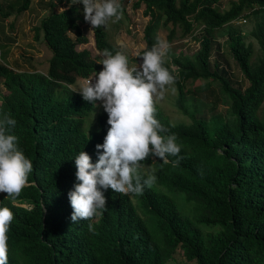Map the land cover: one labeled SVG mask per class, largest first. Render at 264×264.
Instances as JSON below:
<instances>
[{"label":"trees","instance_id":"1","mask_svg":"<svg viewBox=\"0 0 264 264\" xmlns=\"http://www.w3.org/2000/svg\"><path fill=\"white\" fill-rule=\"evenodd\" d=\"M219 2H132L133 8L142 5L148 16L142 29L145 45L137 57L157 42L156 32L165 25H170L168 39L175 26L182 35L193 24L205 30L192 56L172 58L176 74L163 65L175 77L174 106L189 122L172 124L158 107L156 118L177 136L182 159L178 166L171 163L177 157H169L167 164L159 158L146 159L157 177L151 188L139 196H124L109 188L104 192L107 210L92 221L73 224L63 190L69 175L76 180L77 152L91 143L81 123L92 104L67 85L100 66L87 50L75 48L86 42V27H91L83 18V7L58 11L48 3L50 13L33 27L34 37L41 33L50 51L46 71L0 64L6 89L0 117L9 114L17 121L13 134L33 163L32 185L19 198L4 199L6 193H0V206L14 214L7 233L8 264H164L177 248L184 262L175 264H264V0H235L222 11L217 9ZM13 4H18L19 12L29 0H12ZM244 11L254 14L248 34L256 41L258 54L229 24ZM220 27L246 81L243 88L232 85L224 67L209 60L213 30ZM92 37L97 50L115 54L103 27L92 31ZM197 79L219 83L228 101L225 113L206 117L199 107L186 108L183 84ZM207 88L200 85L194 91L210 93ZM173 192L183 193L182 211L170 197ZM89 222L94 232L88 230Z\"/></svg>","mask_w":264,"mask_h":264},{"label":"clouds","instance_id":"2","mask_svg":"<svg viewBox=\"0 0 264 264\" xmlns=\"http://www.w3.org/2000/svg\"><path fill=\"white\" fill-rule=\"evenodd\" d=\"M77 3L83 5V18L91 25L89 32L107 27L110 21L117 23L122 19L120 0H72V4ZM170 47L166 40L158 39L139 56L142 63L132 66L124 52L113 54L104 49L99 53L101 59L98 61L103 65L102 70L100 67L93 74L67 85L92 104L81 123L85 136L91 135V143L79 150L74 158L78 182L69 175L63 190L72 208V224L101 216L107 210L104 192L109 188L124 196H139L146 187L151 188L157 177L155 170L146 166L150 164L145 162L146 159L153 162L159 158L167 164L169 157H177L171 163L179 165L182 145L177 142V136L156 118V107L160 109L157 99H163L167 87L175 83V77L169 70L177 73V65L172 61L174 57L170 58L175 65L174 71L163 62ZM2 79L0 77L5 91L0 99L6 93ZM99 101L104 111L100 110L94 116L93 128L84 126ZM16 123L9 114L0 117V193H6L4 199L10 200L19 198L23 189L32 185L29 177L33 163L13 134ZM18 204L25 206L24 203ZM13 219L10 208L0 206V264H8L9 261L7 233ZM88 230L95 231L93 223L89 222Z\"/></svg>","mask_w":264,"mask_h":264},{"label":"rangeland","instance_id":"3","mask_svg":"<svg viewBox=\"0 0 264 264\" xmlns=\"http://www.w3.org/2000/svg\"><path fill=\"white\" fill-rule=\"evenodd\" d=\"M12 0H0L2 12L0 14V63H3L13 69L45 72L48 66V59L50 51L45 47L41 33H37L34 37L33 27L39 24V21L50 13L48 3L54 5L55 10L69 6L83 7L82 4H72V0H29L28 7L24 10L17 12L16 7L18 4L10 6ZM121 1V0H120ZM123 1V15L122 19L117 23L109 22L107 27H103L105 31L106 40L114 47L115 52L122 51L129 57L130 66L134 63L138 65L142 63L141 57H137V53L144 47L142 39V29L148 19V16L143 14V6L138 8L131 6L135 0H122ZM232 1L235 0H220L216 5L219 11L225 10L229 7ZM236 19L229 22L230 25L237 27L245 41L251 43L253 51L258 54L259 49L256 41L248 34L252 23L254 14L244 11ZM90 26L86 27V42L76 45L77 50H87L89 57L94 59L96 63L101 59L99 53L101 51L94 47L92 32H89ZM170 25H165L157 30V40H166L170 44V51L163 58L173 71L175 65L172 64L170 58L181 55L192 56L198 48V41L205 30L201 25L193 24L192 29L182 35L179 26L174 27V32L170 38H167V33ZM212 50L209 55V60L212 63L216 61L228 73V78L231 80L232 85L243 88L246 81L242 78L231 54L228 50L226 35L223 28H216L212 34ZM17 66H16V64ZM99 64V63H98ZM101 70L103 65L99 64ZM100 70V71H101ZM82 80L79 81V83ZM200 85H208L205 93H198L194 89ZM174 89V90H173ZM186 96V108L192 110L194 107H199L206 117L211 113H225L228 107V101L224 99L220 93L219 83L217 81L209 80H187L183 84ZM186 89L191 90V93L186 92ZM0 80V96L4 92ZM176 90L174 86L167 87L163 99H157L156 104L160 107L161 111L165 113L170 123L189 122L188 118L181 114L180 111L174 106V98ZM101 102L95 106V112L89 113L85 118L84 126L94 127V116L100 110L104 111L100 106ZM107 114V113H106ZM96 119V118H95ZM154 160V157L152 158ZM152 169L150 164H147ZM147 171V169H146ZM170 197L174 200L178 208L181 210L183 204V193L173 192ZM135 203L136 201L133 200ZM182 211V210H181ZM203 230H208L207 227H202ZM184 257L181 250L177 248L173 254L172 259H169L164 264L183 263Z\"/></svg>","mask_w":264,"mask_h":264}]
</instances>
